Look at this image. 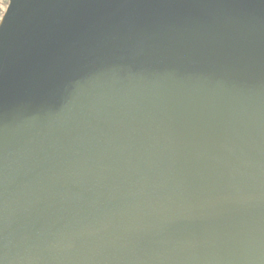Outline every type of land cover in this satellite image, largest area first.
Here are the masks:
<instances>
[{"label": "water", "instance_id": "1", "mask_svg": "<svg viewBox=\"0 0 264 264\" xmlns=\"http://www.w3.org/2000/svg\"><path fill=\"white\" fill-rule=\"evenodd\" d=\"M0 264H264V0H8Z\"/></svg>", "mask_w": 264, "mask_h": 264}, {"label": "rangeland", "instance_id": "2", "mask_svg": "<svg viewBox=\"0 0 264 264\" xmlns=\"http://www.w3.org/2000/svg\"><path fill=\"white\" fill-rule=\"evenodd\" d=\"M8 0H0V18L5 10Z\"/></svg>", "mask_w": 264, "mask_h": 264}]
</instances>
